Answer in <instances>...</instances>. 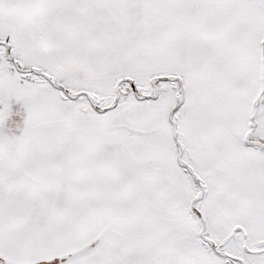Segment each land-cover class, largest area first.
Listing matches in <instances>:
<instances>
[{"label": "snow or ice", "instance_id": "obj_1", "mask_svg": "<svg viewBox=\"0 0 264 264\" xmlns=\"http://www.w3.org/2000/svg\"><path fill=\"white\" fill-rule=\"evenodd\" d=\"M0 264H264V0H0Z\"/></svg>", "mask_w": 264, "mask_h": 264}]
</instances>
